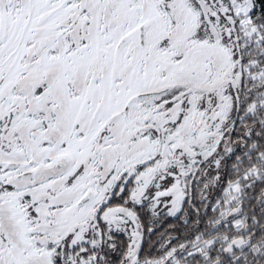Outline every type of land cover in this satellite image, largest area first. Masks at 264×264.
Segmentation results:
<instances>
[{"label":"snow or ice","instance_id":"snow-or-ice-1","mask_svg":"<svg viewBox=\"0 0 264 264\" xmlns=\"http://www.w3.org/2000/svg\"><path fill=\"white\" fill-rule=\"evenodd\" d=\"M0 264H264V0H0Z\"/></svg>","mask_w":264,"mask_h":264}]
</instances>
